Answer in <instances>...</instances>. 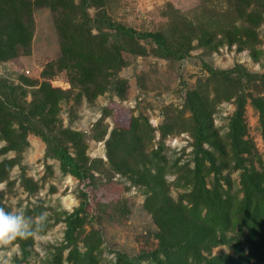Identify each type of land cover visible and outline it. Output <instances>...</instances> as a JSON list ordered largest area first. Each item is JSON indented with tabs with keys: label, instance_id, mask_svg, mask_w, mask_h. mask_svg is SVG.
Wrapping results in <instances>:
<instances>
[{
	"label": "trees",
	"instance_id": "1",
	"mask_svg": "<svg viewBox=\"0 0 264 264\" xmlns=\"http://www.w3.org/2000/svg\"><path fill=\"white\" fill-rule=\"evenodd\" d=\"M97 1L79 0L75 4L73 0H0V63L30 54L34 31L32 14L37 7L47 8L54 14L60 48L58 58L47 63L41 73L44 80L38 87L39 99L32 100L28 107L19 105L14 98L15 87L0 79V140L6 143L0 148V154L14 151L19 158L28 146L27 135L33 134L46 145V154L59 161L61 171L84 186L93 181L91 165L97 161L87 165L84 133L69 129L53 132L51 124L63 91L50 84L52 76L66 72L69 84L79 92L76 96L91 100L107 91V85L112 83L108 80L114 73L111 71L127 65L123 52L130 53L138 41L151 42L156 56L170 61L183 60L190 50L171 47L168 41L174 35L171 31L166 34L137 32L107 18L91 17L88 8ZM212 1L215 0H202L204 5ZM221 1L225 3L221 17L233 15L234 19L229 23L196 25V35L203 28H213L221 33V41L228 46L257 52L256 46L260 43L257 28L263 22L264 0ZM92 30L97 33L93 34ZM189 35H193V30L186 28L184 34L180 32L174 38L181 47ZM207 72L209 76L199 79L195 89L187 93L185 108L189 117L179 116L189 125L195 163L193 167L186 165L177 178L175 185L187 191L177 201L160 191L165 187L164 175L170 171L162 154L163 139L174 133L175 119L165 116L158 128V147L147 154L145 142L154 135L141 116L131 117L128 128L114 127L105 141L110 170L127 176L132 184L150 192L144 208L157 229L153 234L155 242L149 249L141 248L134 256L116 252L114 264H264V163L247 136L244 117L249 100L258 115L264 145V75L249 73L239 65L229 71L207 67ZM26 82L36 84V81ZM251 87L256 95L246 92ZM233 98L235 110L228 132L219 136L211 119L214 104ZM107 115L111 111L103 110L95 125L100 128L97 140L106 136L107 127L102 123ZM67 143L73 147L74 156ZM16 159L0 161V183L9 179ZM224 170L227 175H223ZM233 172H239L236 191L228 179ZM207 178H211L208 183ZM28 182L23 180L26 189ZM81 196L86 198L83 192ZM85 206L83 201L78 209L65 216V244L55 250L51 264H101L102 239L98 234L86 236L84 253L77 247V235L86 222ZM0 207L4 208L1 203ZM46 228L38 231L44 233ZM229 233L233 236L229 237ZM15 242L25 257L33 237ZM225 244L230 245L233 256H211L215 247ZM64 250H67L65 257Z\"/></svg>",
	"mask_w": 264,
	"mask_h": 264
},
{
	"label": "rangeland",
	"instance_id": "2",
	"mask_svg": "<svg viewBox=\"0 0 264 264\" xmlns=\"http://www.w3.org/2000/svg\"><path fill=\"white\" fill-rule=\"evenodd\" d=\"M73 1L75 4L79 2ZM224 10L225 3L221 0L208 5H204L202 0H98L88 8L93 18H107L137 32L166 34L171 31L174 35L168 38L170 46L189 47L190 50L183 60L170 61L157 57L151 42L138 41L130 53L123 52L127 65L111 71L114 73L108 77L112 83L107 85V91L91 100L76 96L79 92L69 84L66 72L52 76L50 84L63 91L51 124L53 132L69 129L86 135L87 165L97 161L91 165L93 181L84 186L64 174L59 161L46 154V145L33 134L27 135L28 146L19 158L14 151L0 154V161L17 158L9 179L0 183V203L6 211L24 209L26 217L32 218L31 227L35 229L33 244L25 257L15 241L0 245V264H51L55 250L65 244V216L78 209L83 201H86V222L77 235V247L82 253L86 250L83 245L86 236H95V233L102 239L101 264H114L116 252L134 256L141 248L149 249L154 244L153 234L157 229L144 208L150 192L132 184L127 176L110 170L105 156V141L114 127L128 128L131 117L141 116L153 129L154 135L153 139L145 142L144 152L147 154L158 147V128L165 116L175 119L174 133L163 139L162 154L170 171L164 175L165 187L159 190H163L162 193L172 201H177L180 195L187 192L175 185L181 170L186 165L193 167L195 163L189 125L179 119V116L184 119L189 117L185 108L187 93L195 89L199 79L209 76L207 67L229 71L239 65L249 73L264 75V13L263 22L257 28L260 41L256 46L257 52L248 48L241 50L237 45L228 46L221 41V33L213 28H203L196 35V25L231 22L233 15L221 17ZM32 17L34 31L30 54L0 63V79L15 87L14 98L25 108L32 100L39 99L38 87L44 80L41 73L47 63L58 58L60 52L54 14L47 8L37 7ZM186 28L192 29L193 35L185 37L187 42L180 47L174 37H179L180 32L184 34ZM92 33L97 32L92 30ZM26 80L36 81V84L30 85ZM246 92L256 95L253 87ZM214 105L212 125L219 136H224L235 110V100L221 99ZM105 109L111 111L102 123L107 127V133L103 140H97L100 128L95 125ZM244 117L247 136L264 163L258 115L249 100ZM5 145L0 140V148ZM66 147L74 156L71 144L67 143ZM223 175H227L226 170ZM26 179L30 181L27 189L23 183ZM228 179L236 191L239 188V172L229 174ZM206 181L210 182L211 178ZM81 192L86 194V198L81 196ZM65 200L73 201V205L69 208ZM42 214L46 219L41 223ZM45 226V232L40 233L38 230ZM228 236L233 235L229 233ZM66 253L67 250H64V257ZM227 254L233 256L230 245L225 244L215 247L211 256Z\"/></svg>",
	"mask_w": 264,
	"mask_h": 264
},
{
	"label": "clouds",
	"instance_id": "3",
	"mask_svg": "<svg viewBox=\"0 0 264 264\" xmlns=\"http://www.w3.org/2000/svg\"><path fill=\"white\" fill-rule=\"evenodd\" d=\"M40 218H42L41 223L46 219L43 214ZM31 220V217H26L22 208L6 211L0 207V245L32 236L35 229L31 227Z\"/></svg>",
	"mask_w": 264,
	"mask_h": 264
},
{
	"label": "bare ground",
	"instance_id": "4",
	"mask_svg": "<svg viewBox=\"0 0 264 264\" xmlns=\"http://www.w3.org/2000/svg\"><path fill=\"white\" fill-rule=\"evenodd\" d=\"M65 204H66V206H68L69 208H70V206L71 205H73V201L72 202H70L69 200H65Z\"/></svg>",
	"mask_w": 264,
	"mask_h": 264
}]
</instances>
